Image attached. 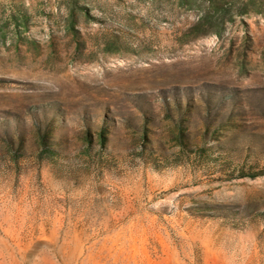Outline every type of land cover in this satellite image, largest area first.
<instances>
[{"label":"rangeland","instance_id":"1","mask_svg":"<svg viewBox=\"0 0 264 264\" xmlns=\"http://www.w3.org/2000/svg\"><path fill=\"white\" fill-rule=\"evenodd\" d=\"M0 264H264V0H0Z\"/></svg>","mask_w":264,"mask_h":264}]
</instances>
